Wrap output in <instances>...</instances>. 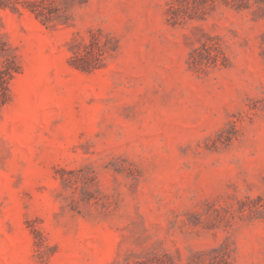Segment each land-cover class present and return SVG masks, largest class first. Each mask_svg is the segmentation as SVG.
<instances>
[{
    "label": "rangeland",
    "instance_id": "374dc122",
    "mask_svg": "<svg viewBox=\"0 0 264 264\" xmlns=\"http://www.w3.org/2000/svg\"><path fill=\"white\" fill-rule=\"evenodd\" d=\"M0 264H264V0H0Z\"/></svg>",
    "mask_w": 264,
    "mask_h": 264
},
{
    "label": "trees",
    "instance_id": "16d2710c",
    "mask_svg": "<svg viewBox=\"0 0 264 264\" xmlns=\"http://www.w3.org/2000/svg\"><path fill=\"white\" fill-rule=\"evenodd\" d=\"M6 73L0 70V105L5 103L8 97V80Z\"/></svg>",
    "mask_w": 264,
    "mask_h": 264
}]
</instances>
